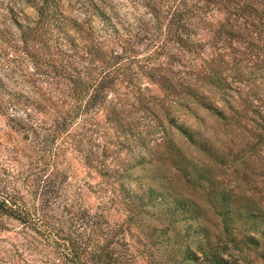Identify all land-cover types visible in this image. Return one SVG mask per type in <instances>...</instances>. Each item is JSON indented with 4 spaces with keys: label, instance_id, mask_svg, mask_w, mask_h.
I'll return each mask as SVG.
<instances>
[{
    "label": "trees",
    "instance_id": "obj_1",
    "mask_svg": "<svg viewBox=\"0 0 264 264\" xmlns=\"http://www.w3.org/2000/svg\"><path fill=\"white\" fill-rule=\"evenodd\" d=\"M23 3L34 11V19L16 23L17 40L7 33L4 37L32 51L35 63L46 71L31 79L0 66V264H133L123 226L136 227L145 217L156 222L166 218L168 231L175 234L172 264H231L220 255L219 243L222 236L237 235L232 230L236 222L244 238L255 244L258 217L244 209L232 215L225 192L206 195L222 223L221 235L215 237L204 210L184 198H172L166 184L158 182L163 161L186 182L201 186L209 177L204 169L190 166L171 139L162 144L167 151L157 158L142 140L135 145L137 151L134 145L123 149L127 136H133L124 132L120 98H109L121 87L139 94V75L158 91L173 93L179 85L169 77L157 81L152 67L162 71L178 63L186 68L184 58L195 53L197 21L202 23L210 8L223 4L225 13L236 19L257 18L261 29L264 0ZM205 83L224 94L219 77L208 76ZM137 100L141 111L156 115L157 109L148 107L150 101L139 95ZM198 103L221 117L217 109ZM161 114L175 126L166 109ZM176 128L190 138L182 126ZM124 150L128 161L120 157ZM149 169H154L151 175ZM110 217H122V224L111 223ZM183 223L190 226L177 231Z\"/></svg>",
    "mask_w": 264,
    "mask_h": 264
},
{
    "label": "rangeland",
    "instance_id": "obj_2",
    "mask_svg": "<svg viewBox=\"0 0 264 264\" xmlns=\"http://www.w3.org/2000/svg\"><path fill=\"white\" fill-rule=\"evenodd\" d=\"M118 1L123 3L125 0ZM222 6L219 4L210 8L212 11L206 20L202 23L197 21L195 53L184 58L186 68L178 63L166 66L162 71L156 66L152 67L157 81L171 78L179 85L176 91H158L157 85H152L139 75L136 78L140 86L139 94L134 89L130 93L121 87L109 100L115 102V98H120L119 102L124 105L119 111L125 125L124 132L133 136H127L123 149L127 145H134L131 148L137 151L139 147L135 145L142 140L152 149L151 157L157 158L167 151L162 144H166V139H171L190 166L204 169L209 178L200 186L186 182L175 173L169 162L163 161L159 172L162 179L158 182L166 184L172 198H184L193 202L194 208L205 211L209 219L206 225L212 237L221 233L222 223L207 203L206 195L210 191L225 192L230 196L232 215L235 209H244L258 217L260 226L254 235L257 242H248L243 236L242 226H239L241 223L236 222L232 230L237 235L221 237L220 255L231 264H264V25L258 28L260 24L254 17L236 19L229 16ZM34 17V11L23 0H0V33L3 37L0 38V66L32 75L31 79H37L35 74L46 69L35 63L32 51L26 52L24 46L8 38L17 40L16 23L26 25ZM6 33L8 38L4 37ZM14 42V45L10 44ZM208 76L213 79L219 77L221 87L226 92L222 94L206 84ZM137 95L150 101L148 107L151 111L156 108L157 116L140 110ZM198 100L217 109L221 117L204 110ZM162 103L167 107L162 109ZM165 109L174 119L172 125L175 126L171 127L161 114ZM176 126H182L190 138H186L187 134H181ZM99 139L101 143L104 142L103 137ZM120 141L124 142L122 139ZM156 145L162 146L153 150ZM113 150L110 147V151ZM126 155L125 150L120 153V157L128 161ZM111 161L109 159L106 164ZM112 165H116V162ZM153 170L149 169L150 175ZM84 181L90 185L96 182L86 177ZM116 219L112 218L110 222L116 221L121 225L122 217ZM164 219L156 222L152 217H145L136 227L123 226L124 239L134 256L133 264L173 263V247L170 245L174 243L175 234L168 231V222ZM231 219L235 220L233 216ZM188 225L183 223L176 230L182 231ZM148 229L155 230L154 238L150 237L153 231L149 233ZM227 238L234 239V242L229 243Z\"/></svg>",
    "mask_w": 264,
    "mask_h": 264
}]
</instances>
